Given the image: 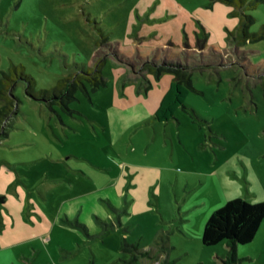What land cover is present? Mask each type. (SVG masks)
<instances>
[{
    "label": "rangeland",
    "instance_id": "rangeland-1",
    "mask_svg": "<svg viewBox=\"0 0 264 264\" xmlns=\"http://www.w3.org/2000/svg\"><path fill=\"white\" fill-rule=\"evenodd\" d=\"M252 1L240 12L261 37L238 42L240 18L222 0H0V85L13 79L0 118V264H221L225 243L202 241L210 215L226 197L264 201V0ZM147 54L194 62L171 120L143 116L172 74L150 78ZM103 55L107 84L78 91L70 111L31 95ZM103 184L123 194L109 216L85 195L73 218L59 214L65 196ZM261 226L234 264H264Z\"/></svg>",
    "mask_w": 264,
    "mask_h": 264
},
{
    "label": "trees",
    "instance_id": "trees-1",
    "mask_svg": "<svg viewBox=\"0 0 264 264\" xmlns=\"http://www.w3.org/2000/svg\"><path fill=\"white\" fill-rule=\"evenodd\" d=\"M234 6L233 14L240 18L239 25L236 28L235 38L238 42L246 41L248 39H258L260 34L252 33L249 30L250 25L255 18L252 14L240 12L245 6L253 5L252 0H222ZM101 39L107 40V36L103 34L100 29ZM234 33V32H233ZM207 38V34L201 39L198 38V45L203 47ZM172 44V42H169ZM120 59L119 54L116 55ZM121 59H124L121 57ZM143 68L156 76L163 72H171L173 79L163 95L158 108L156 109L154 117L160 121H168L174 117L177 109L184 105L186 96L189 94V88L192 84V64L183 63L180 60L158 59L150 57H141ZM202 60V58H200ZM107 62V58L103 56H96L94 63L86 68H80L74 73L60 78L51 88H41L39 91L31 93L36 99L46 101L52 110H56L54 106L59 105L61 109L68 110L69 103L76 99L77 92L83 91L89 93V88L96 90L107 84L103 68ZM16 76L21 75L20 78L26 79L30 86L35 85V78L24 72L22 66L14 65L12 69ZM14 75V74H13ZM19 77V76H18ZM13 80L12 77L5 72L3 79ZM5 79V80H6ZM4 81V80H3ZM4 81L0 85V99L5 101V104L0 107V118L7 114L13 106L10 89L12 83ZM149 86V85H148ZM147 86V88H148ZM264 88V83H263ZM1 124V119H0ZM5 195L0 194V206L5 204ZM264 220V201L250 202L244 197H235L226 201L220 208L216 209L205 223L202 232V241L206 246L225 243L228 250L225 256L221 259V264H234L240 261L237 250L240 245L251 242L262 222ZM148 255L149 252L143 253ZM18 264H29L24 261H19ZM164 264H173L172 262H165Z\"/></svg>",
    "mask_w": 264,
    "mask_h": 264
},
{
    "label": "crops",
    "instance_id": "crops-1",
    "mask_svg": "<svg viewBox=\"0 0 264 264\" xmlns=\"http://www.w3.org/2000/svg\"><path fill=\"white\" fill-rule=\"evenodd\" d=\"M123 54H125V53H123ZM154 55L155 54H150V55L147 54V55H144L142 57H150V58H153ZM147 75L150 76V78H154L155 77V75L152 74V73H147ZM147 75L144 74L142 76L146 79L147 83H150L151 79L148 78ZM172 79H173V75L172 74L167 75L165 77V82L168 81V83L165 84L166 85L165 92L167 91V89H168V87H169ZM165 92L161 95L160 94V91H159L158 96H157V98H156V100H155L154 103H152L151 101H149V103H147L146 101H148V98L146 97V95L141 94V98H142L141 101L147 103V111L146 112L148 113V114H146V112H145L143 114V116L151 117V115L156 112V109L158 108V106L160 104V101H161L163 95L165 94ZM146 93L149 96L151 94V91L150 90H146ZM179 109L180 108L177 109V111H176L175 114H178ZM173 118L174 117H172L171 119H173ZM154 119H156V118L154 117ZM171 119H169V120H171ZM112 120L113 119L110 118V121H109L108 125L109 124L110 125L112 124L111 123ZM106 122H107V120H106ZM106 129H107V127L104 126V130H106ZM112 135H113V133H112ZM111 187L112 186H110L109 184H103V185L98 186L97 188H94L91 191H89L88 192L89 194H75V195L69 194V195L65 196V198L62 199V201H61V205L59 207V214L60 215H63L64 212H65V214L68 216L67 219L70 218V217L73 218V212L74 211L77 212L78 211L77 208H79L80 206H82V208H84V206L87 204L86 203V200L85 201L82 200L83 195H85L86 197L92 196L94 202L96 204H98L100 206L101 210L103 212L107 213V215L109 216L111 212H110V209H107L106 202L110 204V206H111V208L113 210H117L113 205L115 204L117 206H122V205H120V203L122 204V195H123V194H118V190L116 191L117 194H113V188L114 187H112V188ZM230 199H232V198L226 197L225 202L228 201V200H230ZM87 200H88V198H87ZM101 200H103V201H101ZM112 203H113V205H112ZM0 207H3V205L0 206ZM8 209H10V208H7V210ZM99 214H101V216H104L101 211H99ZM0 215H1V219L4 222L5 226H7L8 225V222H7L8 221V214H7L6 210H4L3 208L0 209ZM77 219H80L81 220L80 214H78ZM98 219L100 220V218H98ZM261 228H262V226H260L259 230Z\"/></svg>",
    "mask_w": 264,
    "mask_h": 264
}]
</instances>
